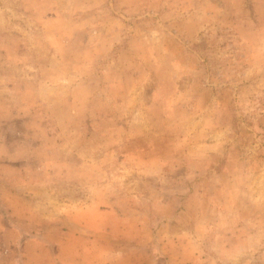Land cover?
<instances>
[{
	"label": "rangeland",
	"instance_id": "obj_1",
	"mask_svg": "<svg viewBox=\"0 0 264 264\" xmlns=\"http://www.w3.org/2000/svg\"><path fill=\"white\" fill-rule=\"evenodd\" d=\"M102 224L127 264H264V0H0V248Z\"/></svg>",
	"mask_w": 264,
	"mask_h": 264
},
{
	"label": "crops",
	"instance_id": "obj_2",
	"mask_svg": "<svg viewBox=\"0 0 264 264\" xmlns=\"http://www.w3.org/2000/svg\"><path fill=\"white\" fill-rule=\"evenodd\" d=\"M105 225L102 224L101 228L95 230L92 240L89 241L91 247H86L85 249L74 250L76 257L73 258L75 261L74 264H127L128 257L127 255L133 254L127 251L125 247H116V240L114 239V234L111 231L107 230ZM120 237V236H118ZM164 243L163 241H161ZM163 246H161L162 248ZM166 247H169V243H166ZM27 246L24 244L18 248H0V264H45V258H39L36 260L33 258H27ZM36 251L40 253L42 250L36 248ZM68 253V252H67ZM88 253V254H86ZM84 256H87V260H84ZM133 259V258H132ZM35 260V261H34ZM197 262V261H196ZM131 264V263H128ZM132 264H135L132 262ZM196 264V263H195ZM198 264H201L200 262Z\"/></svg>",
	"mask_w": 264,
	"mask_h": 264
}]
</instances>
